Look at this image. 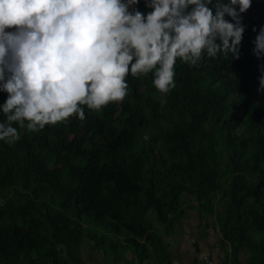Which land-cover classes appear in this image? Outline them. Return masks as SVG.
I'll return each instance as SVG.
<instances>
[{
    "label": "trees",
    "instance_id": "1",
    "mask_svg": "<svg viewBox=\"0 0 264 264\" xmlns=\"http://www.w3.org/2000/svg\"><path fill=\"white\" fill-rule=\"evenodd\" d=\"M135 7L151 10L145 0ZM241 24L238 59L178 60L167 94L152 74L132 77L122 102L85 106L69 131L0 141V264H82L83 248L109 233L142 252L161 237L155 223L181 216L184 195L201 220L217 213L247 264H264V54L254 52L264 0H252Z\"/></svg>",
    "mask_w": 264,
    "mask_h": 264
},
{
    "label": "clouds",
    "instance_id": "2",
    "mask_svg": "<svg viewBox=\"0 0 264 264\" xmlns=\"http://www.w3.org/2000/svg\"><path fill=\"white\" fill-rule=\"evenodd\" d=\"M139 3L0 0V90L7 93L0 141L21 139L14 125L36 133L68 119L83 122L85 106L99 112L122 102L132 77L152 74L167 94L176 87L178 60L194 66L205 55L239 58L241 14L252 0H145L147 14ZM254 44L255 54H264V28Z\"/></svg>",
    "mask_w": 264,
    "mask_h": 264
},
{
    "label": "crops",
    "instance_id": "3",
    "mask_svg": "<svg viewBox=\"0 0 264 264\" xmlns=\"http://www.w3.org/2000/svg\"><path fill=\"white\" fill-rule=\"evenodd\" d=\"M69 124L70 119L47 126L68 130ZM41 133L42 130L31 133L21 129V136L27 135L38 143ZM180 212L176 222L156 226L161 237L154 240L153 236L142 252L124 247L123 238L109 233L108 241L95 238L83 248L82 264H247L248 253L224 240L217 213L201 220L197 201L188 195H184ZM151 218L154 220L153 214Z\"/></svg>",
    "mask_w": 264,
    "mask_h": 264
},
{
    "label": "rangeland",
    "instance_id": "4",
    "mask_svg": "<svg viewBox=\"0 0 264 264\" xmlns=\"http://www.w3.org/2000/svg\"><path fill=\"white\" fill-rule=\"evenodd\" d=\"M155 225L157 226V225H159L158 223H155Z\"/></svg>",
    "mask_w": 264,
    "mask_h": 264
}]
</instances>
